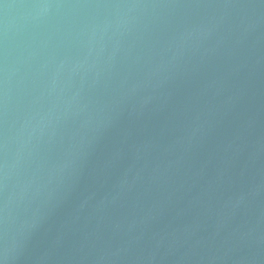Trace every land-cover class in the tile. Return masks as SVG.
<instances>
[{"label": "water", "instance_id": "95a60500", "mask_svg": "<svg viewBox=\"0 0 264 264\" xmlns=\"http://www.w3.org/2000/svg\"><path fill=\"white\" fill-rule=\"evenodd\" d=\"M154 0H0V135Z\"/></svg>", "mask_w": 264, "mask_h": 264}]
</instances>
